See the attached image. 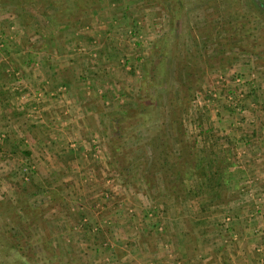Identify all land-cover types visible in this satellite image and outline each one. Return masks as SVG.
Returning <instances> with one entry per match:
<instances>
[{
    "label": "rangeland",
    "instance_id": "rangeland-1",
    "mask_svg": "<svg viewBox=\"0 0 264 264\" xmlns=\"http://www.w3.org/2000/svg\"><path fill=\"white\" fill-rule=\"evenodd\" d=\"M250 9L0 0V235H31L39 264H203L222 246L264 264V46L233 38L229 24ZM157 47L169 83L149 89ZM169 99L185 103L169 112ZM150 101V119L134 117ZM122 115L132 128L126 158L114 159L109 119ZM163 147L213 183L148 174Z\"/></svg>",
    "mask_w": 264,
    "mask_h": 264
},
{
    "label": "trees",
    "instance_id": "trees-1",
    "mask_svg": "<svg viewBox=\"0 0 264 264\" xmlns=\"http://www.w3.org/2000/svg\"><path fill=\"white\" fill-rule=\"evenodd\" d=\"M261 2V5L264 7V0H259ZM251 4V9L247 14L239 13L238 11H235L231 14V20L229 21V24L231 27V35L233 38H240L243 40H248L251 39L250 46L249 47H258V46H264V10L260 9L253 0H250ZM246 44V43H245ZM156 57L158 58L159 65L155 66L153 70L155 72H150V81L148 82V88L150 89L151 87L160 85V84H168L169 81L166 79V77H161L158 78V69L160 64L163 62L166 54V49L165 47H157L156 51ZM256 57L259 58L258 53H253ZM194 67V65H191ZM191 67V68H192ZM161 69V68H160ZM199 70V69H198ZM155 73V75H154ZM185 77V82L181 83V86L183 88L190 89L189 85L192 84V81L190 80L189 77L193 75L192 71H187ZM188 77V78H187ZM187 78V80H186ZM148 96H151V94H147ZM155 100V99H154ZM170 100V99H169ZM185 103V99H181L179 101L170 100L165 107H168L169 112L170 111H176V110H181L182 105ZM155 105L154 101H150V103L141 106L133 115L139 116L142 121L145 119H150V116H145L149 115V113L144 112L147 107H151L150 110H152L153 106ZM170 115V114H169ZM172 115V114H171ZM133 117V118H134ZM128 119H131V117L122 115L120 118L119 116H116L115 118H110L109 123L112 128H114V131L117 135V140L114 142L108 141V147L110 149L111 154H113V158H126L127 152L124 150L123 144L125 141L130 138L127 136V128L131 129L132 124H129L126 126L125 121ZM171 124H177L180 125V120L177 121V117L175 115V118L170 119ZM165 124V123H163ZM116 127V129H115ZM167 133L166 125L164 127L163 133L160 136V140L162 137H164V134ZM175 142L180 143L181 141L179 139H174ZM121 142L120 146L115 145L116 143ZM167 147H163L159 160L156 163L151 164V169L148 171V174L155 176L154 174H159L165 178L167 176V172L169 170L172 171V174L179 176L182 178V180H185L186 178L189 177H199L201 180L207 181L206 184H212L214 179V176H210L206 178L205 172L200 169L196 163L195 160L193 159L191 161V158L188 159L191 161L193 165V170L196 172H191L189 171V166L186 170L184 168L189 164L188 161L185 158V154L183 151L179 152L178 156H175V153L171 150L167 151ZM181 150V149H180ZM188 155V154H187ZM189 156V155H188ZM190 157V156H189ZM114 164L116 165L118 173L122 176L127 172L126 165L124 164L123 161L119 162L116 160H113ZM122 163V165H120ZM127 163V159H126ZM187 171V172H186ZM184 172V174L182 173ZM220 172V168H217L216 173ZM0 257L2 260H0V264H39L40 263V258H38V255L34 252L33 249V241L31 235L27 236H22L20 234L18 235H7L6 233H1L0 235ZM44 259V257H42Z\"/></svg>",
    "mask_w": 264,
    "mask_h": 264
},
{
    "label": "crops",
    "instance_id": "crops-1",
    "mask_svg": "<svg viewBox=\"0 0 264 264\" xmlns=\"http://www.w3.org/2000/svg\"><path fill=\"white\" fill-rule=\"evenodd\" d=\"M246 163H247V162H246ZM205 175H206V178H207L208 175H207V174H205ZM231 177H234V176L231 175ZM194 226L197 227V224L195 223ZM211 226H212V224H211ZM193 233L195 234L194 231H193ZM195 237L197 238L196 235H195ZM247 242H248V241H242V242H241V246H242V244H244L243 247L245 248V243H246V244H249V243H247ZM243 247H241L242 252H244ZM198 248H199V246L194 245V247L192 248V252L194 253V251L197 250ZM226 248H227V247H226ZM238 249H239V248H238ZM248 249H249V248H248ZM227 250H228V248H227ZM229 250H231V249H229ZM246 250H247V249H246ZM223 252H224V253H223ZM222 253H223L222 256H219V255L213 254L212 252L209 253V254L206 253V254L208 255V257H205V259H204V263H203V264H248V262H249L250 259L253 258V261H254V258H255V260H256V258H257L255 255L252 256V254H250V251H249V250H248V254L245 256L246 258L241 257V254H242V253H240L239 250H238V251L236 250V251H235V255L232 256V258H231V255L228 254V252L224 249L223 246H222V250L220 251L219 254H222ZM206 254H205V255H206ZM190 263H191V264H192V263H193V264H199L195 259L192 260V261H190ZM249 264H255V261H254V263L250 261ZM256 264H258V263H257V260H256Z\"/></svg>",
    "mask_w": 264,
    "mask_h": 264
},
{
    "label": "water",
    "instance_id": "water-1",
    "mask_svg": "<svg viewBox=\"0 0 264 264\" xmlns=\"http://www.w3.org/2000/svg\"><path fill=\"white\" fill-rule=\"evenodd\" d=\"M254 3L262 10H264V7L261 5V2L259 0H253Z\"/></svg>",
    "mask_w": 264,
    "mask_h": 264
},
{
    "label": "built area",
    "instance_id": "built-area-1",
    "mask_svg": "<svg viewBox=\"0 0 264 264\" xmlns=\"http://www.w3.org/2000/svg\"><path fill=\"white\" fill-rule=\"evenodd\" d=\"M238 80V79H237Z\"/></svg>",
    "mask_w": 264,
    "mask_h": 264
}]
</instances>
